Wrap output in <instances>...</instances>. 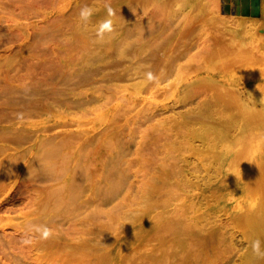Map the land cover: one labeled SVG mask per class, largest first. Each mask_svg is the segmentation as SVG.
Returning <instances> with one entry per match:
<instances>
[{
  "label": "rangeland",
  "instance_id": "rangeland-1",
  "mask_svg": "<svg viewBox=\"0 0 264 264\" xmlns=\"http://www.w3.org/2000/svg\"><path fill=\"white\" fill-rule=\"evenodd\" d=\"M117 2L119 0H0V93L4 91L8 94L0 96V112L27 107L32 101L44 102L46 99L41 95L30 94L29 91L43 88L45 84L59 83L60 75L66 72L101 67L103 69L94 76L97 81L102 75L121 76L126 71L135 72L137 49L130 45L124 52L125 46H121V41L128 29L134 34L138 31L137 23L150 16L154 18V26L161 27L155 33L159 36L156 43L163 44L164 51L168 53L177 40L187 41L182 38L181 31L190 30L189 42L194 46L190 47L189 54L195 55L193 57L197 60L210 59L223 77L233 78L238 83L245 72L260 68L263 54L260 41L245 32L232 36L223 34L218 23L221 17L220 0L216 5L210 0H151L150 6L128 8L121 7ZM105 3H109L115 11L112 18L114 32L100 41L96 31L99 24L108 18ZM84 6L95 10L86 27L79 17ZM127 13H131L132 17ZM123 15L132 21L130 18L125 20ZM136 41L135 35L129 39L131 44ZM23 47L26 50H22ZM187 61L181 62L190 63ZM129 77H113L108 82L60 92L69 98L71 94L81 92L105 91L107 97L88 106L87 111L76 112L75 117H68L61 122L63 125L47 134L75 132L95 137L88 147L73 149L89 156H84L85 162H82L87 168L86 178L78 177L77 181L85 179V185L90 186L79 202L90 196L94 201L92 214L89 219L68 221L63 226V231L68 233L65 244L86 245L79 250L91 248L93 254L88 257L64 256L62 240L61 246L40 253L31 252L24 249L21 239L19 251L24 250L19 257L24 262L39 264H86L84 262L88 261V264H264V259L255 257L249 248L253 226L249 217L244 219L248 215H231L225 202L228 190H223V187L230 177L221 176L216 170L234 165L232 167L237 171L234 177L242 183L247 161L256 160L258 150L263 148L264 122L250 119L248 112V107L259 109L260 102L220 103L210 97L213 91L200 88L179 101L184 96L181 85L172 86L164 82L150 91L136 75L132 79ZM99 84L103 86H96ZM114 86L117 87V94L113 92ZM5 88L8 90L5 91ZM231 89L228 87L227 91L232 92ZM11 90L14 92L8 93ZM239 92L242 95L243 89ZM206 94L209 96L201 101L200 98ZM109 97L112 98L107 100ZM228 103H233V106ZM104 104L107 105L101 108ZM207 115L215 119L209 117L210 121L207 119L200 124L198 120ZM179 117L198 123L189 127L181 123ZM44 119L38 117L31 121L39 123ZM213 120H216L215 132L209 128ZM27 121L30 119L14 118L13 123ZM3 126L12 127L13 124L0 123V128ZM16 127L14 124L13 128ZM252 131L253 134H250ZM189 138L195 141L193 144L199 145L196 150L189 145ZM251 138L253 148L249 147V143L245 147L249 151L245 150L243 144ZM33 140L20 147L0 141V146L7 147L0 159L24 149L36 151V140ZM240 140L245 143L241 144ZM243 149L247 155L243 154ZM183 165L181 174L179 168ZM197 174L202 178L203 191L196 194ZM65 177L57 182L25 183L27 187L21 183L19 190L13 192L14 197H34L37 192H45L59 183L65 184ZM214 180L223 183V187L213 190L211 181ZM259 181L257 177L249 179L247 186ZM49 184L52 186L48 187ZM25 191H28L27 195L23 193ZM233 192L236 197L239 196L238 191ZM100 197L110 200L102 205L98 203ZM15 206L19 210L0 212V216L5 217L0 221L1 237L16 236L20 226L47 212L32 208L30 204L27 206L21 200ZM20 209L25 214H21ZM84 221L88 224L79 223ZM69 224L71 228H68ZM7 263V258L0 257V264Z\"/></svg>",
  "mask_w": 264,
  "mask_h": 264
},
{
  "label": "bare ground",
  "instance_id": "bare-ground-1",
  "mask_svg": "<svg viewBox=\"0 0 264 264\" xmlns=\"http://www.w3.org/2000/svg\"><path fill=\"white\" fill-rule=\"evenodd\" d=\"M210 1L212 2V4L215 5L217 3V0H210ZM220 1H221V10H220L221 17L219 18L218 23L219 25L222 26L221 28L223 34L225 36L227 35L232 36L238 32H245L251 35L253 39L260 41L263 46V54L262 57L260 58V68L257 71L254 70V72L253 71L249 73L245 72L246 74L243 76L242 79H240V82L237 83L233 80V78H226V76L223 77L222 75H220L219 72H217L215 66H213V64L211 63L210 59L197 60L196 59L197 57L196 58L193 57L195 55L192 56L189 54L190 47L192 48L194 46L192 43H190L191 41L189 42V38H191L190 33H192L190 32V30L184 32L181 31L182 32L181 35L182 36L184 35L182 38L187 39L188 42L182 41V39H180V41L177 40L175 47L171 48L170 53L164 51L163 44L156 43L158 41L159 36L157 37L155 33L161 27L154 26V18L150 16L149 18H145L144 20H141L140 22L137 23L138 26L137 25L136 26L138 27V31H135L134 34L133 31L128 29L126 36H124V40L121 41V46L122 47L125 46L124 52H127L128 50L126 46L129 47L130 45L136 47L137 49L138 59H137L135 72L130 73L129 71H126L123 74H121V76L102 75L101 79L98 81L94 80L95 78L94 76L103 69L101 67L93 68V69L82 68L79 72L76 73L66 72L65 74L60 75L59 83L55 82L54 84H45L43 88L38 87L29 91L30 94L34 93L41 95L42 98L46 99L44 102L32 101V103L27 107H22L19 109H10V111L6 113L0 112V123L7 122V124L8 123L13 124L12 127L3 126L0 128L1 142L11 143L20 147L25 143H29L31 140L34 141L33 138H35L36 140V151L34 150L30 151V149H24V150L16 151L15 153H11L0 159V212L11 213L19 210L16 209L15 205H17V202H19L20 200L21 202L25 201L27 203V206L30 204L32 208H40L41 210L47 211L45 215L37 216L33 218L31 221H28L27 223L20 226L19 229L16 230L17 235L14 237L12 236L1 237L0 234V257L7 258L8 260L7 264H39L37 262H24L19 257V255L20 254L23 255L22 252L24 249L30 250L31 252L35 251L37 253L49 249H53L58 245L60 246L62 245L60 240H62L63 242L62 252L64 253V256L69 255L71 257H77V256L88 257L89 255L93 254L91 248H85L79 250L80 247L86 245H81V244L78 245L73 243L65 244L64 240L68 239L67 238L68 233L67 231H63L65 229L63 228V226L64 224H67L66 222L68 221L71 222L78 219H89L92 214L91 209L93 208L94 201L91 200L90 196H86L83 202H79V200L84 196V191L86 192L87 190H89L90 187L89 185L87 186L85 185V179L77 181L78 177L86 178L85 171L87 168L82 165V162H85L83 157L86 155L81 154L79 151H74L73 149L74 148L84 149L88 147L89 145L92 144L95 137L93 138L85 137L87 135L85 134L82 135L80 133H75V132L71 134L68 133H57L55 135H50V134L47 135V134L49 131H52L56 129L58 126L63 125L61 122L66 121L68 117L69 118L75 117L74 115L76 112L87 111L88 106H91L95 102L102 100V98L104 97L106 98L107 93L105 91H101L100 93H96L95 91H91L87 93L81 92L79 94H71L69 98H66L65 95L63 96L62 94H60V92H63V90L78 89L87 85L89 87V84H97V82H101V81L108 82V80L112 79L113 77L116 79H121L130 76L129 78L132 79L133 75H136V77L140 78L142 83L147 84V85L145 84L147 86L146 89L149 88L150 91L164 82H167V85H172V86L181 85L184 88V96H182L183 98L181 97L182 99H179V101H182L186 97L191 96L192 94H194L193 92L195 90L200 88V89H206L210 92L213 91L210 97L213 96L214 97L213 100H217L220 103L221 102H225V103L260 102L261 106L259 109H256V107H250V108L248 107L249 110L248 112H250L249 118L252 120H257V119L260 121L262 120L264 122V0H220ZM117 3L118 4L120 3V6L123 8H128L135 5H140L144 7L147 6V4L149 5L151 3V0H119V2ZM254 12H256V14H253ZM129 14L128 16H131ZM128 16L126 15L124 19L126 20V18H130ZM135 17L137 16L135 15ZM130 20L132 21L131 18ZM134 35L136 36V39L138 41L131 44V42H129V39H131ZM34 38L37 39V37ZM45 38L47 37L45 36ZM42 39H44V37ZM42 39L40 41H42ZM40 44L43 47L42 44L44 43L41 42ZM25 48L26 47H23L22 50H26ZM28 49L31 50L30 48ZM39 49L37 50L39 51ZM42 49L40 51H42ZM15 52H17V50ZM14 57L17 58V56ZM185 59H188L189 61L187 62L190 63L184 64L181 62L182 60ZM233 64L234 63H231L230 65ZM148 72H152L157 79L155 81L149 82L147 80V75H146ZM14 75H16V72L14 73ZM31 86L33 87V85ZM96 86H103V85L99 84ZM108 87L106 88V90L108 89ZM228 87L232 88L231 89L232 92L227 91ZM116 88L117 87L114 86V88L112 89L113 92H116L117 94L118 91L116 90ZM241 88L243 89L242 95L239 92V89ZM6 89L7 88H5V91ZM12 92H14V90L13 91L11 90V92L8 93H12ZM4 94L7 93L3 91L0 93V96ZM207 96H209V94L203 95L200 98V100L202 101L204 98L206 99ZM59 97H63V98L60 99ZM210 97H208V102L210 101L209 100ZM111 98L112 97H109V99L107 100H110ZM39 101L41 100L39 99ZM105 103H107V101ZM232 104L229 105L233 106ZM105 105L107 104L102 105L101 108L104 107ZM224 108L225 107H223L222 109ZM17 113H23L24 117L30 119V121L24 123H13L14 118L15 119L17 118L16 117ZM144 114L146 115L147 111ZM38 117H44L45 119L44 121L39 123L31 121V119ZM209 117L215 119L214 116L207 115L206 117L202 116V118L201 119L199 118L200 120L198 121L200 122V124H203L205 120H207ZM179 119L181 120V123H185V125L189 127L191 126L195 127V125L198 123L197 121L187 122L185 117L183 118L179 117ZM208 121L210 120L208 119ZM214 123H216V120L215 121L213 120L212 123L210 122L209 128H211L215 132L217 128L216 125H214ZM14 124L17 126L16 128H13ZM250 134H253V131ZM192 138L194 137L192 136ZM192 138H189L188 142L189 145L194 150H196L197 149L196 147H198L199 145L193 144L195 143V141L193 142V140H191ZM251 140L252 138L250 139V141L245 140L246 143L244 140H243L244 142L242 140H240L239 142H241V144L245 143L246 145L243 144V148H245L248 147L247 145H249L250 142H252ZM262 142H263V148L258 150V153L256 154L257 159L256 160L249 159V161H247V163L249 162L248 163L249 166L246 165L247 172L243 174L241 180L242 183L240 182V179L239 181H237L236 178L234 177L237 174L236 168L232 167L234 165L226 166L227 168L223 166L221 168L219 167L218 169H216L221 176L230 177V181L227 184L224 185L223 183L218 182V180L211 181L213 190L216 189L219 190V188H222L223 185H224L223 190L227 188L228 196L226 197L225 202L229 205V211L231 215H241V214H244V216L248 215L245 216L244 219L246 217L247 218L249 217L248 218L249 222L251 226H253V236L251 235L252 237L249 239V242H251L254 239H260L261 241H264V139ZM251 144L252 143H250L249 147L253 148ZM252 148H251V152L253 153ZM6 150L7 147L0 146V155ZM149 150L151 149L149 148ZM245 150L249 151V149L247 148H245ZM30 153H32L33 155L31 154L32 155L31 156ZM240 153L242 152L240 151ZM244 153L245 151L243 149V154ZM245 155H247V152L245 153ZM184 165L179 168L181 174L184 171ZM64 177L66 178L65 184L59 183L52 189L47 188L45 192L42 191L37 192V194H35L34 197H30L29 195H27L28 191L23 192L24 194L27 195L26 199L23 198L16 199L14 197L15 195L13 194V192L15 190H19V187H21L19 186V184L21 183L22 185L27 187L25 183H31V182L38 183V182H51V181L57 182L59 179H62ZM255 177H257L258 180H260L259 183L258 184L253 183L251 184V186L250 184L249 186H247L249 179H253ZM50 186H52V184L48 185V187ZM194 191H196V194L203 191L202 178L198 174L196 176ZM233 191L235 192L238 191L239 196L237 195L236 197ZM109 200H110L109 198L100 197L98 203L103 205L108 203ZM21 205L23 204H20V206ZM95 208L97 209V207ZM20 212L21 214L24 213L22 212L21 209ZM4 218L5 217L0 216V221L3 220ZM96 218L97 217L95 216V219ZM92 222H94V220ZM79 223L80 224L83 223L85 225L88 224L87 221L79 222ZM70 224L68 225L69 226L68 228H71ZM31 225H37V226L46 225L48 228L53 230L54 235L51 239L46 241H41L37 238L32 245L23 244V247L25 246L24 249H21L22 251H19V249L22 246L21 247L18 246V243L21 239L23 240L27 238L26 232L28 230V227ZM24 253L26 255V251ZM81 259L82 258H80V260ZM82 263L83 262H81V264ZM84 263L88 264L89 261Z\"/></svg>",
  "mask_w": 264,
  "mask_h": 264
},
{
  "label": "clouds",
  "instance_id": "clouds-1",
  "mask_svg": "<svg viewBox=\"0 0 264 264\" xmlns=\"http://www.w3.org/2000/svg\"><path fill=\"white\" fill-rule=\"evenodd\" d=\"M104 7L108 18L99 24V27L96 31V36L100 41H103L106 36H110L114 32V21L112 18L115 16V11L109 3H105ZM94 14L95 10L92 7H82L79 13L81 23L86 27ZM146 75L149 82L155 81L157 79L152 72H148ZM16 117L18 120H22L24 115L23 113H17ZM53 235V230L48 228L46 225H31L28 227L26 232L27 238L23 239L22 243L24 245H32L37 238L41 241H46L51 239ZM249 248L255 257L264 259V241H261L260 239H254L250 242Z\"/></svg>",
  "mask_w": 264,
  "mask_h": 264
},
{
  "label": "water",
  "instance_id": "water-1",
  "mask_svg": "<svg viewBox=\"0 0 264 264\" xmlns=\"http://www.w3.org/2000/svg\"><path fill=\"white\" fill-rule=\"evenodd\" d=\"M248 13V12H247ZM253 14H256V12H254Z\"/></svg>",
  "mask_w": 264,
  "mask_h": 264
}]
</instances>
